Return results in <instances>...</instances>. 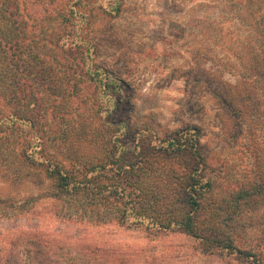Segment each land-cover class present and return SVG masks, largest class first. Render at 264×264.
I'll list each match as a JSON object with an SVG mask.
<instances>
[{
    "label": "trees",
    "instance_id": "trees-1",
    "mask_svg": "<svg viewBox=\"0 0 264 264\" xmlns=\"http://www.w3.org/2000/svg\"><path fill=\"white\" fill-rule=\"evenodd\" d=\"M113 1L111 12L120 14L121 3ZM47 2L43 9V0H0V89L11 108L9 119L0 120V133L22 125L32 130L14 152L47 183L40 194L21 201L0 196V264H78V255L93 257L91 264H136L125 246L111 245L109 234L90 232L108 226L192 238L199 242V256L218 264H264V174L218 191L203 131L183 126L160 132L152 118L133 115L129 85L94 65L95 46L80 38L79 23L87 20L91 2L58 0L53 11ZM251 32L257 40L242 80L255 89L260 84L264 93V31ZM94 84L100 96L90 104V128L96 119L104 147L92 161L58 159L43 142V121L51 106L90 96ZM262 95L255 91L246 100L259 104ZM0 170L15 172L6 158H0ZM61 227L68 238L55 233ZM68 245L75 256L65 252ZM151 255L147 264L165 260Z\"/></svg>",
    "mask_w": 264,
    "mask_h": 264
},
{
    "label": "rangeland",
    "instance_id": "rangeland-1",
    "mask_svg": "<svg viewBox=\"0 0 264 264\" xmlns=\"http://www.w3.org/2000/svg\"><path fill=\"white\" fill-rule=\"evenodd\" d=\"M47 1L43 0V9ZM57 1L50 0V11ZM86 1L92 8L87 20L79 22L80 38L95 46L94 65L129 85L133 115L152 118L160 132L199 127L210 150V177L218 191L235 190L264 174V95L259 104L246 100L255 91L264 93L260 84L255 89L252 82L242 80L251 44L257 40L251 31H264V0H242V5L241 0H117L120 14L111 12L113 0ZM89 94L51 106L43 121V142L58 159L92 161L104 147L95 130L96 119L90 128L94 118L90 104L96 94L100 96V87L94 84ZM10 112L0 89V120L9 119ZM31 135L32 130L23 125L0 133V158L15 169L13 173L0 170V196L21 201L46 187L45 175L31 171L14 152H20ZM30 173L43 179H33ZM63 227L55 233L66 239L68 231ZM90 232L101 237L109 234L105 238L111 245L125 246L131 255L127 258L136 264H147L151 254L146 249H153L151 256L158 261L165 259L158 264H218L199 256V242L183 235L158 237L143 230L118 231L115 226ZM115 233L118 236L112 240ZM69 241L75 249V239ZM73 247L65 252L75 256ZM92 262L93 257L78 255V264Z\"/></svg>",
    "mask_w": 264,
    "mask_h": 264
}]
</instances>
